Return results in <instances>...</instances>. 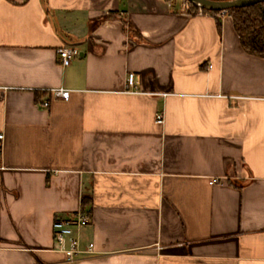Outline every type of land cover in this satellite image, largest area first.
<instances>
[{"label": "crops", "instance_id": "crops-1", "mask_svg": "<svg viewBox=\"0 0 264 264\" xmlns=\"http://www.w3.org/2000/svg\"><path fill=\"white\" fill-rule=\"evenodd\" d=\"M219 19L0 0V264H65L53 220L79 210L97 254L76 264H264V59Z\"/></svg>", "mask_w": 264, "mask_h": 264}, {"label": "built area", "instance_id": "built-area-1", "mask_svg": "<svg viewBox=\"0 0 264 264\" xmlns=\"http://www.w3.org/2000/svg\"><path fill=\"white\" fill-rule=\"evenodd\" d=\"M182 3V12L186 14L189 9L190 2L187 0H181ZM229 11L222 12H210L198 9L196 16H213V13L217 17L229 15ZM59 50V49H58ZM58 62L63 67L71 66L73 60L79 56V51L75 47H63L57 51ZM127 92L129 93H140L139 88L137 87L136 82L133 79V76H130L127 83ZM52 96L55 99H61L68 101L70 99L71 92L66 89H53L51 91ZM42 108H48L50 103L48 101L42 102L39 104ZM165 123L164 112L157 114V124L163 125ZM3 139V136H0V140ZM220 182V179H213L211 184H217ZM90 217L86 211L79 210L68 216H57L53 220L52 224V233H53V248L52 251L60 253L64 256L65 264H76L82 259H88L94 257L96 252L95 243L84 244L80 239V232L89 226Z\"/></svg>", "mask_w": 264, "mask_h": 264}, {"label": "trees", "instance_id": "trees-1", "mask_svg": "<svg viewBox=\"0 0 264 264\" xmlns=\"http://www.w3.org/2000/svg\"><path fill=\"white\" fill-rule=\"evenodd\" d=\"M169 3L172 9L177 8V5L181 3V0H164ZM211 1H231V0H211ZM198 7L194 4H190L186 14L196 16ZM218 13H213V17L216 19L219 32H222V23ZM229 15L233 20V25L236 33L239 36L242 47L246 53L251 56H255L264 59V3H257L252 6L237 8L229 11ZM109 19L114 21H121L129 34L134 37L136 35L132 24H129L125 19L118 17L115 12L109 14Z\"/></svg>", "mask_w": 264, "mask_h": 264}, {"label": "water", "instance_id": "water-1", "mask_svg": "<svg viewBox=\"0 0 264 264\" xmlns=\"http://www.w3.org/2000/svg\"><path fill=\"white\" fill-rule=\"evenodd\" d=\"M205 11L222 12L233 10L237 8H244L255 5L257 3H264V0H231V1H211V0H187Z\"/></svg>", "mask_w": 264, "mask_h": 264}]
</instances>
